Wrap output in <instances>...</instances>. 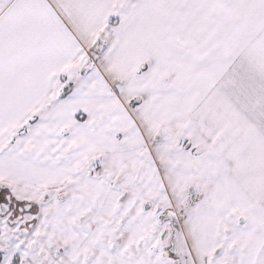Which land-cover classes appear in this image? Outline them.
<instances>
[{
  "label": "snow or ice",
  "instance_id": "obj_1",
  "mask_svg": "<svg viewBox=\"0 0 264 264\" xmlns=\"http://www.w3.org/2000/svg\"><path fill=\"white\" fill-rule=\"evenodd\" d=\"M0 264H264V0H0Z\"/></svg>",
  "mask_w": 264,
  "mask_h": 264
}]
</instances>
